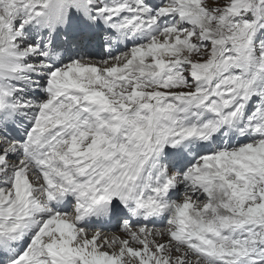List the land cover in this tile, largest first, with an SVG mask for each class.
Listing matches in <instances>:
<instances>
[{"label":"snow or ice","instance_id":"snow-or-ice-1","mask_svg":"<svg viewBox=\"0 0 264 264\" xmlns=\"http://www.w3.org/2000/svg\"><path fill=\"white\" fill-rule=\"evenodd\" d=\"M0 264H264V0H0Z\"/></svg>","mask_w":264,"mask_h":264}]
</instances>
